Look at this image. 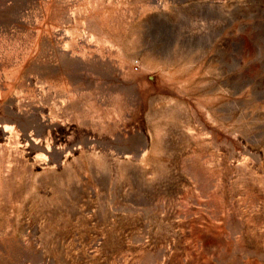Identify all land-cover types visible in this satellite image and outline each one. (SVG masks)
Returning a JSON list of instances; mask_svg holds the SVG:
<instances>
[{
  "label": "rangeland",
  "instance_id": "1",
  "mask_svg": "<svg viewBox=\"0 0 264 264\" xmlns=\"http://www.w3.org/2000/svg\"><path fill=\"white\" fill-rule=\"evenodd\" d=\"M0 264H264V0H0Z\"/></svg>",
  "mask_w": 264,
  "mask_h": 264
},
{
  "label": "built area",
  "instance_id": "2",
  "mask_svg": "<svg viewBox=\"0 0 264 264\" xmlns=\"http://www.w3.org/2000/svg\"><path fill=\"white\" fill-rule=\"evenodd\" d=\"M134 68H135V70H138V68H139V61H135L134 62Z\"/></svg>",
  "mask_w": 264,
  "mask_h": 264
}]
</instances>
